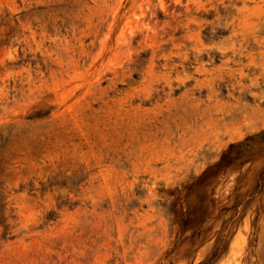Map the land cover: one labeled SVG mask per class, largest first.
I'll list each match as a JSON object with an SVG mask.
<instances>
[{
	"label": "rangeland",
	"instance_id": "rangeland-1",
	"mask_svg": "<svg viewBox=\"0 0 264 264\" xmlns=\"http://www.w3.org/2000/svg\"><path fill=\"white\" fill-rule=\"evenodd\" d=\"M0 264H264V0H0Z\"/></svg>",
	"mask_w": 264,
	"mask_h": 264
}]
</instances>
